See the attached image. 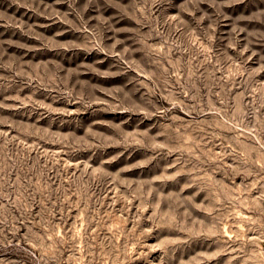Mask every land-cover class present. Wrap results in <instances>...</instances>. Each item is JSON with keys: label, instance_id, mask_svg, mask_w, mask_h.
Instances as JSON below:
<instances>
[{"label": "rangeland", "instance_id": "obj_1", "mask_svg": "<svg viewBox=\"0 0 264 264\" xmlns=\"http://www.w3.org/2000/svg\"><path fill=\"white\" fill-rule=\"evenodd\" d=\"M0 264H264V0H0Z\"/></svg>", "mask_w": 264, "mask_h": 264}]
</instances>
